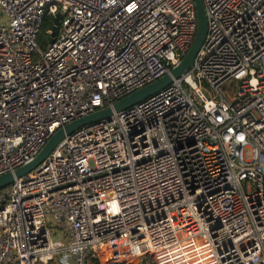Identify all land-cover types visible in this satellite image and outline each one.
<instances>
[{"label": "built area", "instance_id": "obj_1", "mask_svg": "<svg viewBox=\"0 0 264 264\" xmlns=\"http://www.w3.org/2000/svg\"><path fill=\"white\" fill-rule=\"evenodd\" d=\"M203 4L191 69L0 190V264H264V0ZM197 30L194 0H0V177L171 75Z\"/></svg>", "mask_w": 264, "mask_h": 264}, {"label": "water", "instance_id": "obj_2", "mask_svg": "<svg viewBox=\"0 0 264 264\" xmlns=\"http://www.w3.org/2000/svg\"><path fill=\"white\" fill-rule=\"evenodd\" d=\"M197 11L198 30L192 47L187 53L186 57L178 68L171 72V75L165 76L156 83L132 94L131 96L118 102L113 109H105L96 114L88 116L86 118L75 121L65 128L60 129L47 143L45 148L39 154V156L29 165L16 171L15 175L7 174L0 177V190L4 189L14 183L15 179H21L32 173L37 167L43 164L51 155V153L58 147V145L67 137L73 134L80 128L87 125L97 123L105 120L113 115L114 112L119 113L131 109L135 105L149 99L150 97L158 94L164 89L168 88L174 81L179 79L186 71L192 68L194 65L195 58L200 51L207 34V18L205 14L203 0H194ZM62 19L61 14H57L54 19V25L52 28L53 38L58 34V27Z\"/></svg>", "mask_w": 264, "mask_h": 264}, {"label": "rangeland", "instance_id": "obj_3", "mask_svg": "<svg viewBox=\"0 0 264 264\" xmlns=\"http://www.w3.org/2000/svg\"><path fill=\"white\" fill-rule=\"evenodd\" d=\"M247 159H250V150H248V152H247ZM51 231H53V233H52V236H53V239H54V241H64V242H67L68 241V239L67 238H65L59 231H58V229H55V227H51ZM134 254V253H133ZM134 256L136 257L135 258V261L137 262V261H139V258H138V254H137V252H136V254H134ZM152 257V256H151ZM67 258V254H59L57 257H55V262H51L52 264H61V263H64V264H73V262H71V260L70 259H68V263L66 262V259ZM130 259H131V256L129 257ZM148 259H149V256L147 257ZM65 260V261H64ZM50 263V264H51ZM42 264H44V263H42ZM47 264H49V262H47Z\"/></svg>", "mask_w": 264, "mask_h": 264}, {"label": "trees", "instance_id": "obj_4", "mask_svg": "<svg viewBox=\"0 0 264 264\" xmlns=\"http://www.w3.org/2000/svg\"><path fill=\"white\" fill-rule=\"evenodd\" d=\"M47 28H49V25L45 26V29H47ZM41 40H44V34L43 33L41 35ZM107 258L108 257H106L105 255H102L101 258L96 261V264H106Z\"/></svg>", "mask_w": 264, "mask_h": 264}, {"label": "crops", "instance_id": "obj_5", "mask_svg": "<svg viewBox=\"0 0 264 264\" xmlns=\"http://www.w3.org/2000/svg\"><path fill=\"white\" fill-rule=\"evenodd\" d=\"M59 242H60V241H59ZM67 243H68V242H64V241H63V244L66 245ZM68 259H69V257L67 256V258L65 259L67 263H68ZM65 260H64V261H65ZM70 260H71V259H70ZM55 261H56V260H55ZM55 261H54V262H55ZM71 262H72V261H71ZM52 263H53V262H52ZM52 263H51V264H52ZM61 264H64V263H61Z\"/></svg>", "mask_w": 264, "mask_h": 264}]
</instances>
